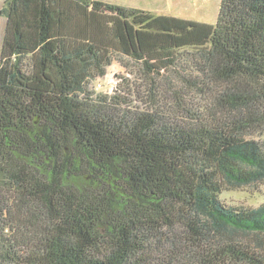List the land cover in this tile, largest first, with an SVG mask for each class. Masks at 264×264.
Wrapping results in <instances>:
<instances>
[{
  "label": "trees",
  "instance_id": "16d2710c",
  "mask_svg": "<svg viewBox=\"0 0 264 264\" xmlns=\"http://www.w3.org/2000/svg\"><path fill=\"white\" fill-rule=\"evenodd\" d=\"M6 9L5 257L17 255L2 233L11 228L31 246L28 264H264V203L221 197L264 181V139L244 135L264 106V0H221L215 23L103 0H6ZM184 50L224 83L225 118L161 111L160 80ZM115 55L148 76L150 108L90 89Z\"/></svg>",
  "mask_w": 264,
  "mask_h": 264
},
{
  "label": "rangeland",
  "instance_id": "374dc122",
  "mask_svg": "<svg viewBox=\"0 0 264 264\" xmlns=\"http://www.w3.org/2000/svg\"><path fill=\"white\" fill-rule=\"evenodd\" d=\"M6 0H0V60L2 57V46L5 31L11 21L8 10L1 12ZM131 7H138L151 11L155 14H167L186 19L215 23L218 18L221 0H103ZM106 74L99 76L90 82V89L96 95L106 96L109 99L114 96L122 97L134 107L148 109L151 106L149 99L151 85L148 76L140 65L134 60L115 55L105 65ZM204 68L205 60L190 50H184L179 59V67L160 80L161 90L159 92V104L161 111L174 119H188L191 115L198 113L211 119L213 114L225 118L227 112L220 108L217 95L224 88V83L216 79L210 72L196 71ZM186 67H189L187 70ZM200 77V84H195L191 75ZM199 81V80H198ZM232 84V83H231ZM118 100V98H116ZM132 102V103H131ZM259 117L252 126L245 131L244 135L262 141L264 139V106L257 109ZM190 115V114H189ZM222 199L232 206L257 207L264 203V181L240 188H233L223 192ZM8 242L15 244L13 250L17 255L14 259L4 256L2 241H0V264H28L27 258L31 254V246L23 242L20 232L7 228L2 232Z\"/></svg>",
  "mask_w": 264,
  "mask_h": 264
}]
</instances>
